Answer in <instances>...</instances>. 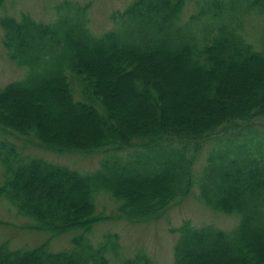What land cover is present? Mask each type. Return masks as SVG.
<instances>
[{"label":"trees","instance_id":"16d2710c","mask_svg":"<svg viewBox=\"0 0 264 264\" xmlns=\"http://www.w3.org/2000/svg\"><path fill=\"white\" fill-rule=\"evenodd\" d=\"M54 11L48 22L1 17L7 55L25 71L0 87V196L36 228L75 233L56 252L1 243L0 264H154L143 252L112 263L116 234L92 243L108 217L101 191L132 222L196 191L236 224L184 221L173 264H264V41L244 32L264 0H133L99 35L76 1ZM24 144L97 154L99 165L81 172L22 154Z\"/></svg>","mask_w":264,"mask_h":264},{"label":"rangeland","instance_id":"374dc122","mask_svg":"<svg viewBox=\"0 0 264 264\" xmlns=\"http://www.w3.org/2000/svg\"><path fill=\"white\" fill-rule=\"evenodd\" d=\"M4 1V0H3ZM65 0H5L0 2V22L2 16L19 18L28 14L31 18L48 22L55 18L54 7ZM86 8L88 26L92 33L99 35L113 26L111 15L122 11L133 0H71ZM193 2L187 6L184 15L187 17L194 10ZM246 39L259 47L264 41V17L250 16L245 23ZM3 28L0 23V87L6 83L23 77L24 67L11 60L2 42ZM13 140H16L13 139ZM19 146L22 141L16 140ZM22 154L41 157L50 162L64 165L81 172H91L99 165L100 156L80 155L78 153H55L39 147L25 144ZM195 162L196 171L203 159L202 151ZM3 167L0 164V183L3 179ZM97 211L106 217L96 222L90 232L92 243L97 244L104 234L117 235L119 254L110 256L112 263L133 257L139 252L146 254L154 264H173L174 245L178 236V227L189 221L195 226L211 224L220 229L229 230L236 224V217L216 212L205 205L197 192H191L181 200L172 204L159 217L132 222L118 217V203L106 191L95 195ZM35 223L20 214L3 197L0 196V244L7 243L13 249H31L44 245L49 251L56 252L69 249L71 238L75 233L65 231L53 232L36 228Z\"/></svg>","mask_w":264,"mask_h":264}]
</instances>
